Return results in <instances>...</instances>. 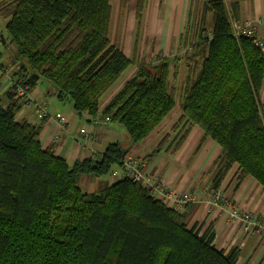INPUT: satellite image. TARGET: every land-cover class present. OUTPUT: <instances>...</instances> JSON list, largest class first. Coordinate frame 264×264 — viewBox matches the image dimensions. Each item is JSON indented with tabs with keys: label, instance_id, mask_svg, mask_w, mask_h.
Here are the masks:
<instances>
[{
	"label": "trees",
	"instance_id": "obj_1",
	"mask_svg": "<svg viewBox=\"0 0 264 264\" xmlns=\"http://www.w3.org/2000/svg\"><path fill=\"white\" fill-rule=\"evenodd\" d=\"M144 1L135 7L138 26ZM202 6L196 20L189 21V14L182 54L136 62L133 75L100 111L102 97L134 64L110 41V0H0V17L7 21L2 44L14 47L13 58L0 62V83L8 66L16 68L12 78L28 90L50 83L56 98L70 101L78 117H87L92 126L94 119L108 117L129 139L126 146L107 144L97 159L68 163L41 147L44 120L17 121L23 101L12 88L3 90L0 264H237V248L227 254L217 249L211 226L202 233L196 225L187 227L184 213L157 200L142 180L120 173L110 180L130 147L178 107L173 150L198 127L202 136L193 154L206 139L219 146L207 172L213 180L236 165L237 180L251 176L264 188V101L259 99L264 54L251 39L232 34L238 0ZM181 64L188 75L180 90L176 66ZM86 178L97 180L96 189H81Z\"/></svg>",
	"mask_w": 264,
	"mask_h": 264
},
{
	"label": "crops",
	"instance_id": "obj_2",
	"mask_svg": "<svg viewBox=\"0 0 264 264\" xmlns=\"http://www.w3.org/2000/svg\"><path fill=\"white\" fill-rule=\"evenodd\" d=\"M110 1V4L114 2L117 4L118 10L124 6L126 7L130 0ZM133 2L134 8L130 10L127 8L128 13H131L128 19L127 31L125 30V24H123L119 37L120 44L118 45L125 56L134 61V64L122 73L116 83L102 97L99 105L100 111L121 89L126 80L133 75L135 63L139 60L147 62L139 54V51L142 50V45L140 49V43L138 44V34L140 28L143 26L144 16L148 25V33L152 35V38H150L151 44L145 53L151 52L158 53L157 55L161 57H174L170 53L178 49L181 39H183L181 35L188 28L189 14L191 13L193 16L189 18V21L196 20L203 7L202 3H205L202 0H145L141 20L142 26L141 23L138 26L135 17L137 0H133ZM238 2L239 20L258 19L264 22V0H238ZM149 7L151 8L149 15L152 13L151 20L149 15L146 17ZM173 12H176V19H178L179 23L176 34L171 32L174 37L169 34L174 22L170 23L168 27V18H166V14L171 13L172 15ZM205 18L206 22L209 23L211 21V12H206ZM132 21L136 22V26H134L135 33L131 26ZM119 31V29L116 31V28H114L110 32L111 42L117 41ZM0 33L3 34L4 30H0ZM133 34L135 36L134 39ZM168 52L169 54L165 55ZM0 62L7 64L8 61L4 62L0 59ZM15 70L16 68L8 66L4 79L0 83L2 104L7 102L5 96L2 94L4 89L2 86L7 81V77L12 78ZM42 83L45 82H39L32 86L29 95L36 103H44L47 108L53 109V104L55 102L59 103V100L56 98L55 93L51 92V89L47 90L43 88L41 86ZM56 113H61V111L56 110ZM180 115L179 108L175 107L145 140L131 146L127 155L143 157L144 161L146 160L144 162L145 173L158 177L167 183L170 188H175L192 195V202L183 211L187 227L191 228L196 225L199 233H202L207 227L211 226L214 232L213 245L217 249L222 250L225 254L229 253L233 248L238 249L237 264H264V244L259 234L250 231L245 232L239 223H231L228 220L225 208L222 206L202 207L203 203L210 198L212 192L220 189L227 196L228 201L238 204L244 210L253 211L258 216L264 217V188L251 176H245L237 180L239 171L236 165H233L224 177L219 180H213L207 172L212 160L219 153V146L212 139H206L198 153L193 154L202 136V131L198 127H193L180 148L173 150L170 144L177 131H174L172 126ZM76 118H78L79 127L73 131V128L77 126L73 124ZM15 119L17 121L26 120L34 125H39L42 122V119L37 118L32 109L23 105L17 111ZM43 120L44 125L40 134L41 147L43 149L52 148L55 155L63 157L68 163H72L77 159H97L104 150L106 143L119 141L118 139H122L125 145L128 144V140H126L122 131L120 138H118L119 133H116L120 130L117 127L118 123H97L92 126L87 117H78L75 113L74 116H71L70 121L67 118L69 123L67 122L63 128L59 127L53 117L44 118ZM109 125H112V128L108 129ZM100 126L110 133L107 137L103 138V135L99 132ZM81 127H85L91 133V138L78 134V130ZM165 135H168L169 138L164 146L158 152H155L153 156L147 158ZM101 141L102 144H100ZM117 177L118 175L111 177V182L115 181ZM84 181L91 182L93 186L91 190L96 189L97 180L86 178Z\"/></svg>",
	"mask_w": 264,
	"mask_h": 264
},
{
	"label": "built area",
	"instance_id": "obj_3",
	"mask_svg": "<svg viewBox=\"0 0 264 264\" xmlns=\"http://www.w3.org/2000/svg\"><path fill=\"white\" fill-rule=\"evenodd\" d=\"M232 34L236 37L243 36L251 39L253 45L264 54V22L254 19H243L234 21L232 23ZM185 49L181 50L182 52ZM155 61V57L149 56L147 63ZM3 90L12 88L14 96L22 99V105L32 109L39 119L53 117L56 120L60 128H63L68 120L62 113H55L51 115L47 110L44 103H36L29 95L30 90L28 86L21 80L11 79L7 77V81L4 82ZM95 124H107L108 117L94 119ZM78 134L85 135L87 138H91V133L86 130L85 127H81L78 130ZM120 174L124 177L131 178L135 181L142 180L145 185L151 189L155 198L180 212H183L185 208L192 202L193 198L190 193L180 191L175 188H170L167 183L157 179L156 176L147 174L144 172V159L138 155H127L124 157ZM114 174V173H113ZM116 175V172H115ZM206 206H222L227 212L228 220L233 223H239L243 231L253 232L259 234L261 241L264 244V217L258 216L253 211L244 210L238 204H234L227 200V196L222 190L217 189L210 198L207 199L202 207Z\"/></svg>",
	"mask_w": 264,
	"mask_h": 264
},
{
	"label": "rangeland",
	"instance_id": "obj_4",
	"mask_svg": "<svg viewBox=\"0 0 264 264\" xmlns=\"http://www.w3.org/2000/svg\"><path fill=\"white\" fill-rule=\"evenodd\" d=\"M202 1L208 2L209 0H202ZM223 1H225V4L228 5L233 0H223ZM131 5H132V7H131ZM133 5H134L133 0H130L129 3L126 5V7L124 6L122 9H118L117 10V4L115 2L113 4H111V7H112V21H111L110 32L113 31L114 28H116V31H118V29L120 30L118 32V34H119L118 35V39H117V41H115V43L117 45L120 44L119 43V37L121 35V28H122V25L123 24H125V30L127 31L128 19H129L130 14H131V13H128V9L127 8H129V10H130V9L134 8ZM151 7H152V5H151ZM150 9L151 8L149 7L148 8V11H147V14H146V17H148ZM190 11H191V9H190ZM132 13H133V11H132ZM192 13H193V7H192ZM151 16H152V13L149 15L150 20H151ZM176 17H177L176 12H173L172 15H171V13L166 14V18H168V22H167L168 27H169L170 23L174 22L173 25L171 26L170 31H169V34H171V36H173L172 33L173 34H176V32L178 30V27H179L178 19H176ZM254 20H258V19H254ZM6 22L7 21L4 18L0 17V30H2V31L4 30V27H5ZM131 26H132L133 32L135 33V27L134 26H136V22L132 21ZM141 26H142V23H141ZM146 28H147V30H146ZM187 33H188L187 30H184V32L182 33L181 37L182 38L183 37H186L185 35H187ZM138 35H139V37H138V44L140 43V49H141V45H142V50L139 51L140 52L139 54H141L142 57H144L143 59L145 61H147V59H148V57L150 55H152L153 57H157L156 55L158 53L157 54L156 53H151V52L148 53V54L145 53L147 51V48L151 44V39L150 38H152V35L148 33V25L146 23L145 16H144L143 26L140 28V31H139V34ZM0 36H3V35L0 33ZM134 37L135 36L133 34V39H134ZM182 44H183V40L181 39V42H180V44L178 46V49L176 48L177 50L175 52L174 51H172V52L170 51L171 52L170 55H175V54H179L180 55V54H182L181 53V50L183 49ZM13 53H14V47L11 46V45L4 46L1 43V39H0V59L2 61H4V62H7L9 58L10 59L13 58L12 55H11ZM166 54H169V52L168 53H165V55ZM155 60H156V58H155ZM176 67L178 69L177 70L178 71V84H179L178 87L180 88L184 84V82H185V79H186V77L188 75V71H187V67H186L185 64H181V65L176 66ZM41 86L43 88L47 89V90H50L51 88L54 89L52 87L53 85L51 86V84L50 83H47V82L42 83ZM52 89H51V92H53ZM180 90H181V88H180ZM51 98H53V96H51ZM177 98H178L177 99V104H179L180 101H181V96H180L179 93L177 94ZM259 99L261 100V102L264 101V88H263V90L260 93ZM46 110L51 115H54L56 113V110L61 111V113L64 114V116L67 117L69 119V121L71 119V116H74V113H73L74 110H73V108L71 106V102L70 101H59V103L55 102L53 104V109L46 107ZM73 124L74 125H77V126H75L73 128L74 129L73 131H75L79 127L78 118H76V121ZM100 127H101V129H98V130L103 135V138L107 137L110 133H108L107 130L105 131L104 128H102V126H100ZM117 127H119V129H120L119 132H116V133H119L118 138H120V136H121L120 134H122V132H123L124 137L126 138V140L129 141L128 136H127V134H126L125 129L123 128V126L118 123L117 124ZM109 128H112V125H109L108 129ZM115 135H117V134H115ZM111 140L113 141L112 138H111ZM118 140H119V142L123 146H126L124 144L125 142L122 139H118ZM100 144H102V141H101ZM106 145H107V143L104 145V147H106ZM119 173H120V171L119 172H116V175L119 174ZM80 187H81L82 190H88V191L91 190V188H93V186L91 185V182H88V181L85 182L84 180L82 181V184H80Z\"/></svg>",
	"mask_w": 264,
	"mask_h": 264
},
{
	"label": "water",
	"instance_id": "obj_5",
	"mask_svg": "<svg viewBox=\"0 0 264 264\" xmlns=\"http://www.w3.org/2000/svg\"><path fill=\"white\" fill-rule=\"evenodd\" d=\"M0 39H1V43H3V41H2V36H0Z\"/></svg>",
	"mask_w": 264,
	"mask_h": 264
}]
</instances>
